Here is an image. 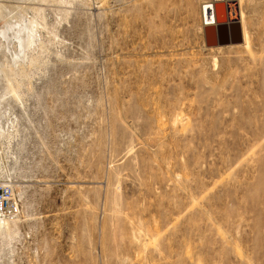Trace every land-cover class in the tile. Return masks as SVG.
<instances>
[{
    "label": "rangeland",
    "instance_id": "374dc122",
    "mask_svg": "<svg viewBox=\"0 0 264 264\" xmlns=\"http://www.w3.org/2000/svg\"><path fill=\"white\" fill-rule=\"evenodd\" d=\"M6 1L0 264H264V0Z\"/></svg>",
    "mask_w": 264,
    "mask_h": 264
},
{
    "label": "bare ground",
    "instance_id": "6f19581e",
    "mask_svg": "<svg viewBox=\"0 0 264 264\" xmlns=\"http://www.w3.org/2000/svg\"><path fill=\"white\" fill-rule=\"evenodd\" d=\"M6 0H0V15H1V18H6V19H9L11 17H14V6L12 5H8L6 4ZM13 1H16V0H13ZM18 1V0H17ZM30 1V0H29ZM228 0H216V4L212 5L211 3H205L203 6H202V18H203V37H204V42H205V45L208 46V47H219V44L217 43V23L216 22H212L213 20V17H215L214 15L215 14H218V21H221L220 18H222V20L226 17L225 15H229V18L231 15L234 14V12H230L228 9L226 10V12L224 11V2H226ZM44 2V1H43ZM10 3V2H9ZM16 6V4H15ZM73 6V5H72ZM36 7V6H35ZM212 8V9H211ZM214 13V14H213ZM226 13V14H225ZM239 16L241 14H238ZM213 16V17H212ZM9 17V18H8ZM241 17V16H240ZM15 18V17H14ZM12 18V19H14ZM7 21H10V20H7ZM13 21V20H12ZM7 22L8 26H1V23H0V34L2 33V30L4 29L6 32L10 29L9 27L10 26H13V24H15V22ZM243 21V20H242ZM20 23V22H19ZM244 23V22H243ZM242 23V24H243ZM28 24V23H27ZM26 24V25H27ZM3 25V24H2ZM16 25H19L20 28L18 29V32L17 34L20 36V40H26L30 46V44L34 41V30L32 29V26L30 25H25L24 27L21 25V24H16ZM244 28V27H243ZM223 31L226 32V30L222 29V39H223ZM243 31V35H244V40L245 43L247 45V33H246V29H242ZM4 33V32H3ZM15 34V35H17ZM5 36V35H4ZM24 36V37H22ZM11 38H9L10 40ZM8 40V41H9ZM12 40V39H11ZM32 45V44H31ZM249 45V44H248ZM1 46V45H0ZM10 46V45H9ZM4 47V46H3ZM0 50H1V47H0ZM12 50V49H10ZM4 51V50H3ZM5 52V51H4ZM3 53V52H2ZM2 53L0 51V106L2 105L1 102L6 100L5 98L8 96V94H12L13 97L17 98L18 100L21 99V95L19 94L18 92V88H19V85L16 82H11V79L8 77V72L3 68V63L1 62H4L2 61V59L4 58V55L2 56ZM13 53V52H12ZM11 53V54H12ZM4 54V53H3ZM12 56V55H10ZM3 57V58H2ZM7 58V56H5ZM15 57V55L13 54V58ZM13 75V74H12ZM5 79V83H3L4 79ZM6 83H8V85H6ZM16 83L17 87L14 85ZM22 85V84H21ZM20 85V87H21ZM23 86V85H22ZM10 92V93H9ZM21 96V97H20ZM3 106V105H2ZM5 133V130H2L0 128V137ZM12 211V209H11ZM5 219V220H4ZM8 221L6 220V217H2L0 216V228L2 226H6L8 227Z\"/></svg>",
    "mask_w": 264,
    "mask_h": 264
},
{
    "label": "built area",
    "instance_id": "2783aa9c",
    "mask_svg": "<svg viewBox=\"0 0 264 264\" xmlns=\"http://www.w3.org/2000/svg\"><path fill=\"white\" fill-rule=\"evenodd\" d=\"M14 188L9 184L0 185V216L9 217L13 208Z\"/></svg>",
    "mask_w": 264,
    "mask_h": 264
},
{
    "label": "water",
    "instance_id": "95a60500",
    "mask_svg": "<svg viewBox=\"0 0 264 264\" xmlns=\"http://www.w3.org/2000/svg\"><path fill=\"white\" fill-rule=\"evenodd\" d=\"M211 9H212V8H211ZM213 14H214V13H213ZM214 16H215V17L212 16V17H213L212 22H216L217 24H219L220 21H218V20H219V19H218V14H215ZM220 19L222 20V18H220ZM222 28H223V27H219V26H217V32H218L217 35H218V40H219V41H218V42H219L218 44H219V45H222V43H223V41H222V40H223V39H222V33H221V32H222Z\"/></svg>",
    "mask_w": 264,
    "mask_h": 264
}]
</instances>
